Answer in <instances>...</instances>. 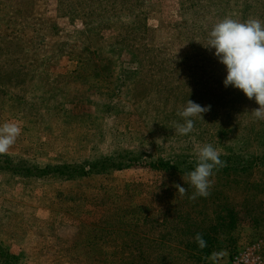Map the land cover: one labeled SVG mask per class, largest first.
Listing matches in <instances>:
<instances>
[{"label":"rangeland","instance_id":"rangeland-1","mask_svg":"<svg viewBox=\"0 0 264 264\" xmlns=\"http://www.w3.org/2000/svg\"><path fill=\"white\" fill-rule=\"evenodd\" d=\"M225 17L264 24V0H0V125L21 130L0 155L140 162L72 181L0 175V245L19 264H230L256 245L264 264V119L203 47ZM188 99L209 110L182 136ZM204 144L223 166L193 199ZM226 208L229 235L215 231Z\"/></svg>","mask_w":264,"mask_h":264},{"label":"clouds","instance_id":"clouds-1","mask_svg":"<svg viewBox=\"0 0 264 264\" xmlns=\"http://www.w3.org/2000/svg\"><path fill=\"white\" fill-rule=\"evenodd\" d=\"M203 47L211 51L218 63L224 66V87L237 89L250 100L254 98L259 107L250 114L264 119V24L258 19L240 22L225 17L209 31L206 46ZM208 110V106L188 99L186 106L178 113L183 123L175 127V134H189L193 130L194 119L199 117L203 120V113ZM20 131L15 123L0 125V153L9 150ZM217 166H223L218 151L211 144L201 146L196 166L187 173L189 186L194 189L191 198L208 195L209 177ZM176 189L179 193L187 190L180 185H176ZM194 239L198 247H206V241L200 234H196Z\"/></svg>","mask_w":264,"mask_h":264},{"label":"trees","instance_id":"trees-1","mask_svg":"<svg viewBox=\"0 0 264 264\" xmlns=\"http://www.w3.org/2000/svg\"><path fill=\"white\" fill-rule=\"evenodd\" d=\"M123 163H128V165H140L137 156H132L126 161H124V157L120 158V156L116 157V155H111L110 157H102L91 162L86 161L78 165L66 163L54 166H40L37 164L34 165L26 160L13 159L7 155H0V175L8 174L9 176L19 178L24 181H40L45 179L72 181L78 178H86L89 175L104 172L107 169L121 170ZM162 165L152 164L151 167L154 169H161ZM164 166H166L167 169L175 170V168L170 165ZM218 168L219 166L214 168V170ZM225 210L226 214L222 215L223 217L220 216L218 218L219 223L215 224V231H217L218 228H221L220 231L223 232V235H229L233 231L235 215L231 209L226 208ZM205 241L206 246H211L213 242L212 239L208 238V236H206ZM203 250H206V247H204ZM18 261L19 258L17 256L8 254V252L0 245V264H19Z\"/></svg>","mask_w":264,"mask_h":264},{"label":"built area","instance_id":"built-area-1","mask_svg":"<svg viewBox=\"0 0 264 264\" xmlns=\"http://www.w3.org/2000/svg\"><path fill=\"white\" fill-rule=\"evenodd\" d=\"M258 252L259 245L240 251L231 258L230 264H263Z\"/></svg>","mask_w":264,"mask_h":264}]
</instances>
